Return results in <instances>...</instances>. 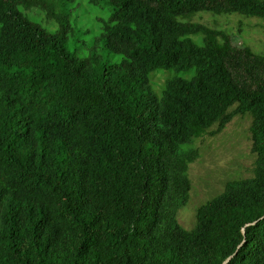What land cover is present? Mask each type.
<instances>
[{"label": "trees", "instance_id": "1", "mask_svg": "<svg viewBox=\"0 0 264 264\" xmlns=\"http://www.w3.org/2000/svg\"><path fill=\"white\" fill-rule=\"evenodd\" d=\"M76 1L0 0V264H264V52L185 21L264 26V0H86L108 16L82 57ZM235 114L254 177L186 230L192 144Z\"/></svg>", "mask_w": 264, "mask_h": 264}, {"label": "rangeland", "instance_id": "2", "mask_svg": "<svg viewBox=\"0 0 264 264\" xmlns=\"http://www.w3.org/2000/svg\"><path fill=\"white\" fill-rule=\"evenodd\" d=\"M71 9V23L76 29L74 38L71 37V50L75 49L82 57L91 51L89 45L99 19H106L108 13L87 5L86 0H77ZM185 21L226 33L235 47L250 48L255 54L264 52V26L259 19L238 14L213 15L202 12ZM166 76L176 75L167 73ZM177 76L187 78L185 73ZM162 81L163 78L157 76L150 83L156 95L162 92ZM236 109L237 106H234L229 113L233 114ZM251 124L250 115L235 114L223 127L216 124L205 137L192 144L196 155L187 170L190 181L187 204L177 213L178 223L184 229L192 230L195 227L200 207L223 193L229 182L254 177L257 157L252 151Z\"/></svg>", "mask_w": 264, "mask_h": 264}, {"label": "water", "instance_id": "3", "mask_svg": "<svg viewBox=\"0 0 264 264\" xmlns=\"http://www.w3.org/2000/svg\"><path fill=\"white\" fill-rule=\"evenodd\" d=\"M235 255H236V254H235ZM235 255L229 257L226 261H224L223 264H228V263L232 260V258H233Z\"/></svg>", "mask_w": 264, "mask_h": 264}]
</instances>
